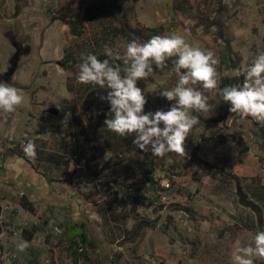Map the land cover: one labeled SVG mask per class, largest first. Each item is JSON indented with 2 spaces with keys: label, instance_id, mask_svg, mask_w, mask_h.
<instances>
[{
  "label": "rangeland",
  "instance_id": "obj_1",
  "mask_svg": "<svg viewBox=\"0 0 264 264\" xmlns=\"http://www.w3.org/2000/svg\"><path fill=\"white\" fill-rule=\"evenodd\" d=\"M105 1L0 0V73L6 70L15 51L12 40L29 46L28 53L19 55L17 69L7 82L24 96L23 103L12 112L15 129L10 131L11 116L0 124V177H10L0 182V208L4 211L0 219V247L4 242V254L9 253L0 262L233 264L234 249L250 244L257 231H264V122L230 112V105L225 110L227 103L220 95V80L240 77L241 83L243 77L236 69L264 52V0H119L122 11L109 4L96 20L85 19L87 7ZM124 12L126 16L122 18ZM60 16L80 24V33H71ZM188 20L195 23L189 26L185 23ZM132 30L146 37L174 32L190 45L211 50L219 57L218 88L207 90L200 86L210 110L199 112V124L187 136L183 157L168 153L157 158L150 146L148 151H142L133 143L134 133L107 137L104 120L108 117L98 115L99 111L106 113L110 109L106 100L95 101L94 107L87 110L95 91L108 89L77 82L81 54L107 59L103 49L108 45L119 50L121 59L117 62L123 67L124 45L138 40ZM165 64L163 69L153 65V74L137 81L146 99V113L167 111L174 103L160 95L178 80L173 65L166 61ZM52 106L59 107V113L47 116L44 110ZM192 114L195 115L194 111ZM197 128L201 130L196 131ZM23 133L29 138L38 135L34 140L35 157L5 160L3 154L10 153L8 136L11 134L17 143ZM231 135L242 136L238 139ZM110 143L117 145L115 150L109 148ZM38 149L42 152L37 154ZM195 156L208 161L213 168L199 164ZM6 161L14 164L7 165ZM161 163L177 166L167 169ZM148 164L167 169L174 174V180L167 191L170 203L164 213L157 205L152 213L146 211L140 216L131 211V198L110 197L109 193L114 178L127 172L141 180L143 167ZM42 173L41 181L45 179L52 190L53 186H60L56 193L72 199V210L65 206L57 210L48 205L37 185ZM47 191L50 194L49 188ZM20 192L33 201L35 213L19 205ZM95 201L110 203L112 211L100 204L86 208L87 202L96 204ZM76 214L94 223L96 234H91L94 245L86 243L85 252L74 255L62 232L66 237L81 232L77 224L68 222ZM45 217L50 222L41 220ZM145 219L153 222L141 223ZM64 222L68 226L61 229L59 225ZM20 227L34 230L30 241L23 231L12 234ZM21 241L29 242L22 252L17 249ZM254 264H264V260L256 258Z\"/></svg>",
  "mask_w": 264,
  "mask_h": 264
},
{
  "label": "clouds",
  "instance_id": "obj_2",
  "mask_svg": "<svg viewBox=\"0 0 264 264\" xmlns=\"http://www.w3.org/2000/svg\"><path fill=\"white\" fill-rule=\"evenodd\" d=\"M185 23L191 26L195 21ZM185 31L189 32L190 27ZM103 51L108 59L100 60L91 53L81 54L77 82L110 89L107 96L101 97L110 105L111 118L104 120L106 128L122 137L134 133L133 143L142 151H148L150 146L152 155L157 158H164L168 153L183 157L186 137L199 124L198 115L192 112L210 110L200 86L207 90L218 88L216 66L220 63L219 57L211 50L190 45L174 32L165 36L155 35L143 42L132 39L126 43L123 67L111 62L121 59L118 49L104 45ZM173 56L177 57L173 71L178 80L174 87L161 91L160 95L174 103L167 111L143 114L146 99L137 87V81L149 78L154 71L153 65L163 69L166 59ZM236 72L243 80L238 85L225 86L220 90L223 101L230 105V112L264 122V52L241 64ZM23 100L20 89L0 81V111L12 113ZM35 149L36 145L31 140L23 148L25 154L33 158ZM28 246V241H21L17 249L22 252ZM231 257L233 264H254L256 258L264 260V231H257L250 244L236 247Z\"/></svg>",
  "mask_w": 264,
  "mask_h": 264
},
{
  "label": "trees",
  "instance_id": "obj_3",
  "mask_svg": "<svg viewBox=\"0 0 264 264\" xmlns=\"http://www.w3.org/2000/svg\"><path fill=\"white\" fill-rule=\"evenodd\" d=\"M109 4H111L116 10H118L119 12L120 11H122V8L120 7V3H119V0H107V1H105V2H100L99 4H97V5H90L89 7H87L86 9H85V12H84V17H85V19H87V20H90V21H93V20H96L97 19V17H98V14L101 12V10H103V9H105ZM219 7H222V5H219ZM223 8V7H222ZM126 16V14H125V12L124 13H122L121 14V17L122 18H124ZM60 20H62V22H64L65 24H67L68 26H69V30L71 31V33H73V34H79L80 33V28H81V25L80 24H78L76 21H74L73 19H65L63 16H60V17H58ZM149 29V28H148ZM131 33L134 35V37L135 38H137L138 40H140V41H147V40H149L152 36H149V37H146V36H142L139 32H137V31H134V30H132L131 31ZM125 36L126 37H129V34L128 33H125ZM148 36V35H147ZM108 59V58H107ZM172 60L171 61H168V60H166V62L167 63H169V64H172V65H174V62H175V57H172L171 58ZM112 63L114 62L115 64L117 63V64H119L118 62H117V60L116 61H111ZM120 65V64H119ZM121 66V65H120ZM240 81H241V79H240V77H233L232 79H230V78H227V77H225V78H222L221 80H220V89H223L225 86H229V85H238V84H240ZM108 91H110L109 89L108 90H104V92H100V91H98V90H96L95 91V93L93 94V97H92V101H91V103L89 104V106H88V108H87V110H90L91 108H93L94 107V104H95V101L97 102V101H101L102 99H101V97H105V96H107V93H108ZM229 107V104H227V105H225V110L227 109ZM195 113V112H194ZM143 114H147L146 112H144L143 111ZM199 114V113H198ZM98 115H99V117H108V118H111V116H110V109L108 110V112H103V111H99L98 112ZM83 131V135L85 136V138H86V140L90 143L91 142V140H90V138L86 135V133H85V131H84V129H82ZM105 131L108 133V135H107V137H110L111 136V134L112 135H114L115 133L114 132H111V131H109L106 127H105ZM231 137H233V138H240L241 136L240 135H237V136H234V135H231ZM186 139H187V137H186ZM241 140V139H240ZM186 141V140H185ZM116 145V144H115ZM109 148H111V149H113V150H115L116 149V146H113V144L112 143H110L109 145ZM93 149H94V147H93ZM138 150V149H137ZM141 150V149H140ZM139 150V151H140ZM9 154H3V156H5V160H7V159H9L10 157H22V158H25V159H27V160H30V158L31 157H29V156H27L26 154H25V152H24V150H22V149H15V148H10L9 149ZM42 151H41V149H38V151H37V154L38 153H41ZM49 157H50V155H48ZM54 159V158H53ZM199 164H201V165H205V166H207L208 168H213L212 167V164L211 163H209L208 161H206V160H204V159H201L200 157H198V156H195V158H194ZM161 166H164V167H166L167 169H171V168H175L177 165H175L174 163H161ZM155 169H158L155 165H153V164H148L147 166H144L143 167V176L147 173V172H149V171H151V170H155ZM132 174V178H135V174L134 173H131ZM148 177H144L143 179H147ZM143 179H142V181H143ZM126 182H127V178H125L124 179ZM115 181H111V185H112V183H114ZM152 182V181H151ZM134 183V182H133ZM109 184V183H108ZM130 184H132L131 182H130ZM149 186H150V188H151V190L153 189V183H150L149 184ZM256 189V188H255ZM263 189V191H262V193L264 194V187L262 188ZM113 194H114V196L113 197H116L117 196V194H118V192L117 191H113ZM264 198V197H263ZM144 204V201H141L140 199H138V198H133L132 199V204H131V206H130V209H131V211H133V212H137V209L140 207V206H142ZM19 205L24 209V210H27V211H29V212H31V213H35V207H34V204H33V201H31L29 198H27V196H25V195H22V196H20V202H19ZM158 207L161 209L162 208V205H158ZM105 208H110V210H111V204L110 203H107V205L105 204ZM107 211V210H106ZM112 211V210H111ZM111 211L110 212H107L106 213V216L108 217L109 215H110V213H111ZM164 213V212H163ZM150 220L149 219H145V220H143L141 223H144L145 225H148L149 223H152L153 221L151 220L150 222H149ZM70 223V222H69ZM141 223H139L138 225H137V228L139 229L140 228V224ZM61 228H62V226H64L63 228L65 229L67 226H68V224H67V222H64L63 224H60L59 225ZM79 227L81 228V232H79V233H76L74 236H71V237H66V238H68V241H69V246H70V248H72L73 250H72V254H74V255H77L78 253H80V252H82V253H84L85 252V249H86V243L88 244V245H94L93 244V239L91 238V234L85 229V225L83 224V223H81V225L79 224ZM33 233H34V230H28V229H24L23 230V235L25 236V238L28 240V241H30L31 239H32V237H33ZM49 235V234H48ZM47 238H48V236H47ZM77 238H80V240H81V242L83 243V250L82 251H78L77 250V248H76V246H77V243H76V239ZM59 242V241H58ZM119 256V255H118Z\"/></svg>",
  "mask_w": 264,
  "mask_h": 264
},
{
  "label": "built area",
  "instance_id": "obj_4",
  "mask_svg": "<svg viewBox=\"0 0 264 264\" xmlns=\"http://www.w3.org/2000/svg\"><path fill=\"white\" fill-rule=\"evenodd\" d=\"M43 2H48L49 0H42ZM51 13L53 14L54 11L51 10ZM7 116H11L12 123H11V132L15 129V125L13 124L16 122V118L12 113H5L3 111H0V124L4 122V119ZM10 125V124H9ZM38 136V135H36ZM36 136L33 138L27 137L26 133H23L20 140L17 143H14V140L12 139V135L10 134L8 136L9 140V146L10 148H14L15 146H19L18 149L24 148V145L28 140H31L34 142ZM148 177L147 179H144L142 181L138 180L136 178L131 177V173H125L124 175H119L118 177L114 178L111 185V192L109 193V196H114L113 191H117V197L119 199H126V198H138L141 201H144V204L140 206L137 209V213L141 216L144 215L147 212L152 213L154 208L157 207V205H162L161 210L165 211L167 205L170 203L169 201V195H167V191L171 189L173 185L174 180V174L168 171L167 169L158 168L155 170H151L147 172L144 177ZM127 178V182L124 180ZM152 181V182H151ZM130 182L132 184H130ZM134 182V183H133ZM153 183V189L151 190L149 184ZM23 193L20 192V196H22ZM97 204L105 206L106 203L101 204V202H98ZM2 206V205H1ZM115 206V205H114ZM3 208H7L6 205H4ZM112 208V206H111ZM158 208V207H157ZM3 209L0 208V219L3 218ZM24 230L23 227L16 228L12 230L13 235H19L22 234V231ZM77 243V250L82 251L83 250V243L81 242L80 238L76 239ZM15 258V254H11Z\"/></svg>",
  "mask_w": 264,
  "mask_h": 264
},
{
  "label": "crops",
  "instance_id": "obj_5",
  "mask_svg": "<svg viewBox=\"0 0 264 264\" xmlns=\"http://www.w3.org/2000/svg\"><path fill=\"white\" fill-rule=\"evenodd\" d=\"M8 3H9V1H8ZM10 5H11V3H10ZM20 15H21V13L20 14H18V17H20ZM23 15V14H22ZM10 17L12 18V14L10 15ZM16 41V40H15ZM242 136V135H241ZM246 141V144L247 145H249L248 144V141H247V139H244V142ZM19 162H20V166L22 167V168H25V165H24V163H23V161L22 160H19ZM6 163H7V165L8 164H10V165H13L14 163H13V161H6ZM9 168V170H12V169H10L11 167H8ZM7 168V169H8ZM14 175V174H13ZM31 176H33V174L31 173ZM43 177H44V174L42 173V174H39V177H38V186L40 187V190L41 191H43L44 193V198H45V201H47L49 204L48 205H52V206H56L57 207V210L59 209V208H61V207H63V206H65V207H67L69 210L71 209H73V202H72V199L70 198V197H60L59 195H58V193H56L57 191H59V189H60V186H58V185H56V186H53V189H55V190H52V188H50V185L48 184H46L47 182H46V180L44 179V180H42L41 181V178L43 179ZM74 178H75V176H74ZM8 179H10V177L8 176V174H7V176H1L0 177V182H3V181H5V180H8ZM71 180L72 181H74L72 178H71ZM99 179H97V181H98ZM96 182V181H95ZM47 188H49L50 189V194H49V192L47 191ZM85 191H83V192H81V193H84ZM56 197H58V198H56ZM84 199H86V197L85 196H82ZM33 198V197H32ZM33 200V199H32ZM87 200V199H86ZM90 201V200H89ZM96 202V201H95ZM97 203L98 202H96V204L95 203H93V202H87V205H86V208H89V206L88 205H91V206H93V204L94 205H97ZM79 208H82V206H81V201H80V205H79ZM160 209V208H159ZM54 210L55 211H57L55 208H54ZM160 212H162L163 213V210H161L160 209ZM48 220V222H50V218H47L46 219V217L45 218H41V220ZM62 219H64L63 217H62ZM71 221H69L68 220V222H70L71 224H77L78 226H79V224L81 225V223H83L84 225H85V229L90 233V234H96V225H95V228H94V223H92V222H90V221H87L86 220V218H84V216L83 215H78V214H76V218L75 217H70L69 218ZM73 219H75V220H73ZM61 224H63V223H61ZM63 227L64 226H62V228L61 229H63ZM66 229V228H65ZM94 232V233H93ZM47 236L48 235H46V239H48L49 238V236H48V238H47ZM62 236H63V238L64 239H67L66 238V236L64 235V233L62 232ZM2 238V233H1V235H0V239ZM7 240H5V242H6ZM2 243V242H1ZM4 242H3V245H2V247H0V260H1V257L2 258H4V257H6V256H4V255H8L9 253L7 252V254H4L5 253V249H4ZM0 264H1V262H0Z\"/></svg>",
  "mask_w": 264,
  "mask_h": 264
},
{
  "label": "water",
  "instance_id": "obj_6",
  "mask_svg": "<svg viewBox=\"0 0 264 264\" xmlns=\"http://www.w3.org/2000/svg\"><path fill=\"white\" fill-rule=\"evenodd\" d=\"M18 41L12 40V45L15 48L14 53L11 55V57L8 60V67H7V71L5 72L6 80L14 74V72L17 69V63H18V58H19V48H18ZM5 80V81H6ZM46 111L49 114L52 115H57L59 113V107L57 106H52L50 108H47ZM195 115H198V113L195 112Z\"/></svg>",
  "mask_w": 264,
  "mask_h": 264
},
{
  "label": "flooded vegetation",
  "instance_id": "obj_7",
  "mask_svg": "<svg viewBox=\"0 0 264 264\" xmlns=\"http://www.w3.org/2000/svg\"><path fill=\"white\" fill-rule=\"evenodd\" d=\"M18 48H19V55L21 54V53H24V52H26V53H28L29 52V46L27 45V44H25V43H22V42H19L18 41ZM14 53V52H13ZM20 57V56H19ZM19 59V58H18ZM7 71V68H6V70L5 71H3V73H0V75H2L1 77H0V81H3V82H8V79H10L11 78V76L6 80V75H5V72ZM6 80V81H5ZM44 112L46 113V115L48 116V115H51V116H54V115H52V114H49L47 111H46V109L44 110ZM223 137V135H221V137L220 138H222ZM243 141H244V139H243ZM169 155H171V154H169ZM169 157H171L173 160H176L175 159V156H173V155H171V156H169Z\"/></svg>",
  "mask_w": 264,
  "mask_h": 264
}]
</instances>
